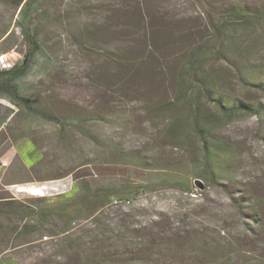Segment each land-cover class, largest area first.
<instances>
[{
	"label": "trees",
	"instance_id": "trees-1",
	"mask_svg": "<svg viewBox=\"0 0 264 264\" xmlns=\"http://www.w3.org/2000/svg\"><path fill=\"white\" fill-rule=\"evenodd\" d=\"M9 1L19 8L15 26L23 42V59L8 68H0V98L17 108L20 120H44L55 124L59 133L69 126L90 142H97L98 137L87 124L103 120L102 112L86 118L72 107L63 111L51 108L43 102L38 90L29 87L26 77L37 63L41 61L46 69L52 64L37 36L40 23L61 28L80 53L101 60L96 77L99 83L101 79L106 81L105 90L113 88L117 93L133 88L148 94L156 85L157 64L168 66L178 54L181 71L176 78L182 85L171 99L154 102L147 108L153 115L170 113L163 138L172 146H185L191 138L198 141L201 167L197 178L214 179L221 161L228 156L229 145L217 135L219 128L234 117L264 112V101L258 97L244 100L222 92L219 84L225 74L214 68L219 62L231 64L240 81L264 99V63L256 58L260 45L264 44V3L66 0L70 10L50 13L49 7L59 0ZM189 10L196 13L186 15ZM76 18L81 21L73 22ZM15 44L14 33H2L0 55ZM97 89L101 91V86ZM5 123L7 119L0 118V129ZM17 152L28 166L41 158L36 141L18 144ZM153 180L92 185L87 179L75 176L71 188L48 197L46 205L3 203L0 216L12 213L30 222L49 225L60 221L61 229L47 235L61 236L62 243L73 250L78 264H182L192 246L203 255H194L198 264H234V257L242 258L232 240L194 243L190 239L193 231L182 220L170 224L157 221V215L139 220L140 211L130 213L121 207L111 215L114 201H133L143 192L154 189L157 183L193 191L187 179L168 173ZM248 204L246 213L239 212L249 214L264 229V211L260 204ZM255 240L252 236L249 241Z\"/></svg>",
	"mask_w": 264,
	"mask_h": 264
},
{
	"label": "rangeland",
	"instance_id": "rangeland-1",
	"mask_svg": "<svg viewBox=\"0 0 264 264\" xmlns=\"http://www.w3.org/2000/svg\"><path fill=\"white\" fill-rule=\"evenodd\" d=\"M227 1L264 3V0ZM67 5L66 0H59L49 7L50 13L70 10ZM18 12L19 8L9 0H0V35L14 33L16 43L0 55V68L23 59V42L15 26ZM194 13L189 10L186 15ZM80 21L76 18L73 22ZM37 32L52 64L46 69L39 61L26 77L29 87L38 90L43 102L51 108L63 111L72 107L86 118L102 112L103 120H88L89 129L98 137L97 142H90L69 126L59 133L55 124L44 120H20L17 108L0 98V118L7 119L0 129V205L17 202L46 205L48 197L68 191L75 176L92 185H117L154 181L168 173L187 179L193 191L157 183L154 189L133 201L114 203L111 215L121 207L130 213L140 211L139 220L154 215L157 221L170 224L182 220L193 231L190 239L194 243L232 240L242 253V258L234 257V264H264V229L249 214L239 212L246 213L245 205L251 202H258L264 211V112L234 117L219 128L217 135L229 145L228 156L221 161L214 179L197 178L201 167L198 141L191 138L185 146H172L163 138L170 113L153 115L147 108L154 102L171 99L182 85L176 78L181 71L178 54L168 66L157 64L156 85L148 94L133 88L117 93L113 88L105 90L106 81L101 79L99 83L96 77L102 61L80 53L61 28L40 23ZM258 52L256 58L264 63V44ZM214 68L225 74L219 84L222 92L244 100L258 97L264 101L240 81L231 64L219 62ZM100 86L101 91L97 89ZM212 108L209 109L214 111ZM27 140L36 141L41 154L39 162L32 166L26 165L17 152L18 144ZM57 175L63 176L56 178ZM60 229L58 220L49 225L30 222L12 213L1 215L0 264H78L73 250L62 243L61 236L47 235ZM252 236L255 242L249 241ZM196 254L202 255L192 246L182 264H198Z\"/></svg>",
	"mask_w": 264,
	"mask_h": 264
},
{
	"label": "built area",
	"instance_id": "built-area-1",
	"mask_svg": "<svg viewBox=\"0 0 264 264\" xmlns=\"http://www.w3.org/2000/svg\"><path fill=\"white\" fill-rule=\"evenodd\" d=\"M119 201H114V203L116 204V203H118Z\"/></svg>",
	"mask_w": 264,
	"mask_h": 264
},
{
	"label": "water",
	"instance_id": "water-1",
	"mask_svg": "<svg viewBox=\"0 0 264 264\" xmlns=\"http://www.w3.org/2000/svg\"><path fill=\"white\" fill-rule=\"evenodd\" d=\"M198 182V184H201V182H199V181H197Z\"/></svg>",
	"mask_w": 264,
	"mask_h": 264
}]
</instances>
